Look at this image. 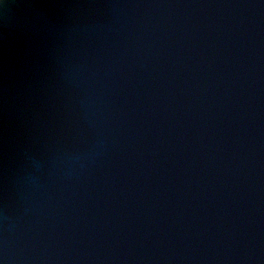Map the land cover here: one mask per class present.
Returning <instances> with one entry per match:
<instances>
[{
    "label": "water",
    "instance_id": "obj_1",
    "mask_svg": "<svg viewBox=\"0 0 264 264\" xmlns=\"http://www.w3.org/2000/svg\"><path fill=\"white\" fill-rule=\"evenodd\" d=\"M17 5L5 264H264V0Z\"/></svg>",
    "mask_w": 264,
    "mask_h": 264
},
{
    "label": "snow or ice",
    "instance_id": "obj_2",
    "mask_svg": "<svg viewBox=\"0 0 264 264\" xmlns=\"http://www.w3.org/2000/svg\"><path fill=\"white\" fill-rule=\"evenodd\" d=\"M8 4L17 5V0H0V15H2L3 8ZM2 135H3V105H2V82H0V138H2ZM0 143H2V140H0ZM0 264H5L3 258H0Z\"/></svg>",
    "mask_w": 264,
    "mask_h": 264
},
{
    "label": "clouds",
    "instance_id": "obj_3",
    "mask_svg": "<svg viewBox=\"0 0 264 264\" xmlns=\"http://www.w3.org/2000/svg\"><path fill=\"white\" fill-rule=\"evenodd\" d=\"M14 7H20V5H16V4H8L7 6H5V7L3 8L2 15H3V18H4L5 23L7 22L8 10H9L10 8H14Z\"/></svg>",
    "mask_w": 264,
    "mask_h": 264
}]
</instances>
